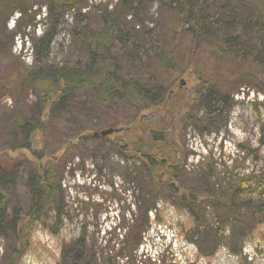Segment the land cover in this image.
I'll list each match as a JSON object with an SVG mask.
<instances>
[{
    "label": "rangeland",
    "instance_id": "rangeland-1",
    "mask_svg": "<svg viewBox=\"0 0 264 264\" xmlns=\"http://www.w3.org/2000/svg\"><path fill=\"white\" fill-rule=\"evenodd\" d=\"M119 1L83 0L86 4L81 15L84 17L89 12L95 14L97 8L107 7L108 10H112ZM167 1L154 0L141 4L134 10V14L128 15L125 23H122L119 28L120 34L126 33L124 29L130 27L133 20L137 24L136 30L139 28L140 31L148 33L157 30L162 25L165 3L169 4L170 14L176 15V0ZM21 2L27 10L26 19L18 30L17 21L19 22L21 18L19 12H15L9 18L6 14L0 15L2 39L0 166L4 168L10 166L11 178V183L7 185V190L10 192L7 219L13 218L15 211L13 207H18L21 215H25L30 209L28 191L32 167L30 164L34 166L40 162L44 168L51 167V162H55L54 160L58 158L60 161L57 163L59 162L58 165L62 167L58 175L60 185L58 209H47L41 213L42 221L36 225L32 224L27 239L28 246L14 264H246L225 248L209 261L199 258L200 256L196 255L195 243L201 240L203 234L201 231L198 235L190 232L187 227L192 218L190 211L180 207L183 204L180 198L173 197L168 189L159 194L154 210L147 214L150 223L140 245L131 255L123 251L122 240L126 238V232L122 226L126 223L131 224V220L138 216L141 198L138 182L148 181V177L146 173L139 171L138 161L129 159L125 154L112 148L110 144L112 138H107V141L97 138L98 136L94 137L95 139L85 142L83 146L69 149V153L66 154L68 159L63 161L65 153L60 152V146L57 145L49 127L42 134V138L36 140L34 146L17 150L8 149L2 153V150L8 147L6 145H9L7 141L10 140V136L7 137V134L9 131L12 132V124L18 114L25 117L31 125L41 120L34 89L20 88L9 76L25 78L41 65L57 67L64 62L74 65L84 64L87 61L85 55L76 54L74 44V30L82 26V20H76L72 12L64 11L58 15L59 20L55 25L56 21L48 11L50 0H21ZM223 2V0H190L189 14L193 18L205 10L206 26L216 36L225 35L232 22L238 31L235 36L240 37L241 29L234 18L240 9L234 6L235 8L226 11ZM206 31L207 29H204L200 32V47L203 50H207L214 42ZM45 33L52 34L51 47L47 54L39 56L33 49L32 40H38ZM120 34L117 35L116 43L126 41V37L120 38ZM9 37H12L11 40H5ZM188 41L189 36H185L180 43V49L174 54L179 63L177 65L182 70L186 68L185 63L188 60ZM134 44H137L136 40L129 42L127 46L126 52L131 56L135 52ZM118 54V50L114 52V55L118 56ZM195 61L199 76L205 78L211 86H215L224 95L225 90L230 89V93L226 98L220 97L224 100L215 108L223 112L220 114L221 121H216L212 127L205 126L202 121L208 117V114L205 106L198 103V98L202 97L197 92L200 93L207 82L201 86L196 85L194 79L184 76L185 74L175 82L181 93L173 98H184L185 101L192 102L189 110V119L192 121L189 122V119L186 122L181 121L178 112L167 113L161 119L162 125L160 124L159 129L168 133L169 140L173 142L174 149L180 156L178 165L183 180L179 184L182 188L181 193H184L190 185L194 188L199 186L198 183L204 175L201 166L206 164L214 169L212 183L217 184L216 178L219 176L223 187L231 174H235L237 179H243L256 178L264 173L262 94L253 81L239 83L232 80L233 74H225L224 58H217L209 55L207 51H202L197 52ZM163 80L165 81L163 83L167 84L168 76L163 77ZM81 96L89 98L84 93H81ZM215 98L212 100L214 101ZM72 106L74 109L66 112L68 116L64 113L59 119L53 118L54 129H61L62 123H69L62 120L63 118L69 117L71 121L75 117L85 118L92 113L89 104L82 115L77 105ZM123 108V105H119L116 110L123 118L129 114L128 120L123 124L128 125V128L116 129L119 131L115 134L124 141H133L141 135L139 121L156 120L160 116L146 112L132 121L134 110L127 107L123 110ZM183 177L187 179L184 181ZM243 212L244 209H241L240 213ZM3 228V234L0 235V264H10L14 241L11 238L15 234L11 231L9 223H5ZM261 228L259 233L262 232L264 235V226ZM130 244L129 242L128 245ZM125 246L126 243L124 248ZM63 254L64 259H62ZM243 256L246 257L247 264H264V242L256 238L253 243H247L243 249Z\"/></svg>",
    "mask_w": 264,
    "mask_h": 264
},
{
    "label": "trees",
    "instance_id": "trees-1",
    "mask_svg": "<svg viewBox=\"0 0 264 264\" xmlns=\"http://www.w3.org/2000/svg\"><path fill=\"white\" fill-rule=\"evenodd\" d=\"M148 1L154 0H120L112 10L107 7L97 8L95 14L89 12L84 16L86 20H83L85 18L81 11L86 4L83 0H50L48 11L56 21L55 25L59 20L58 15L64 11L72 12L76 20H82V26L74 30V44L76 54L85 55L87 61L74 65L64 62L57 67L41 65L25 78L9 76L20 88L34 89L41 120L31 125L25 117L18 114L12 124V132L7 134V137L10 136L7 141L9 145H6L8 147L4 148L2 153L8 149L34 146L36 140L42 138V134L49 127L57 145L60 146L59 151L65 153L63 161L68 159L66 154L69 149L83 146L85 142L95 139L94 134H98L97 138L101 139L112 138L109 140L112 148L129 159L138 161L139 171H143L148 177V181L138 182L141 190L138 216L131 220V224L122 226L126 232V238L122 240L123 251L131 255L140 245L150 223L147 214L154 210L159 194L168 189L173 197L180 198L183 203L180 207L190 211L192 218L187 226L190 232L198 235L201 231L203 234L201 240L195 243L196 255L200 256L199 258L209 261L225 248L231 255L247 264L246 257H242L245 245L253 243L256 238L264 242V235L259 233V229L264 226V173L256 178L243 179H237L235 174H231L223 187L219 176L216 178L217 184L212 183L214 169L206 164L201 166L204 173L200 182L202 185L198 183L200 187L196 188L190 185L181 193L179 184L183 180L178 165L181 159L174 149L173 142L169 140L168 133L159 129V126L167 113L178 112L183 122L189 119L192 102H187L184 98H173L181 93L175 82L184 74L194 79L196 85L201 86L207 82L208 87L204 85L200 93L197 92L202 97L198 98V103L205 106L208 114L202 123L212 127L216 121H221L220 114L223 112L215 108L224 100L220 97L226 98L230 89L225 90L224 95L197 74V52L207 51L209 55L224 58V73L233 74L232 80L239 83L253 81L264 98V0H223L226 11L235 8L234 6L240 9L234 17L241 29L240 37L235 36L238 31L232 22L225 35L216 36L206 26L205 10L193 18L190 16V0H176V15L170 14L169 4L165 3L162 25L154 32L140 31L139 28L136 30L137 24L133 20L130 27L125 26L126 33L120 34L119 28L125 23L127 16L134 14L136 8ZM26 10L21 0H0V15L6 14L9 18L19 12L21 18L17 21V30L26 19ZM204 29H207L208 35L214 40L207 50L200 47V32ZM118 34L121 35L120 38L126 37V41L116 43ZM185 36H189V52L186 68L182 70L177 65L179 63L174 54L180 49V43ZM1 40L0 38V47ZM135 40L137 44H134L135 52L131 56L126 52L127 46ZM51 43L50 33L43 34L38 40H32L33 49L39 56L48 53ZM117 50L118 56L114 55ZM167 76L169 81L165 84L163 77ZM81 93L87 94L89 98H83ZM88 104L93 114L85 118L78 116L71 121L69 117L63 118L62 120L69 123H62L61 129H54L52 122L61 118V114L68 116L66 112L74 109L72 105H77L82 115ZM119 105L134 110L132 121L146 112L160 116L156 120L139 121L141 135L133 141H124L118 138L117 134L101 137V131L128 128V125L123 124L128 120L129 114L123 118L116 110ZM191 121L189 119V122ZM54 161L51 162V167L46 168L40 162L34 166L30 164V209L25 215H21V210L12 206L15 211L10 220L6 216L10 203V192L7 190V185L11 183L10 166H0V235L3 234L5 223H9L11 231L16 235V238L15 235L12 238L10 236L14 240L10 264H14L28 246L27 239L32 224L36 225L42 221L41 213L47 209H58V175L62 166L58 165V158ZM183 179L185 181L187 178ZM241 209H244L243 213H240ZM125 243L127 246L124 248Z\"/></svg>",
    "mask_w": 264,
    "mask_h": 264
},
{
    "label": "water",
    "instance_id": "water-1",
    "mask_svg": "<svg viewBox=\"0 0 264 264\" xmlns=\"http://www.w3.org/2000/svg\"><path fill=\"white\" fill-rule=\"evenodd\" d=\"M118 131H119V130H116V129H107V130L101 131L99 135H100L101 137H107V136H110V135H112V134L117 133ZM93 136H94V137H97L98 134H94Z\"/></svg>",
    "mask_w": 264,
    "mask_h": 264
}]
</instances>
